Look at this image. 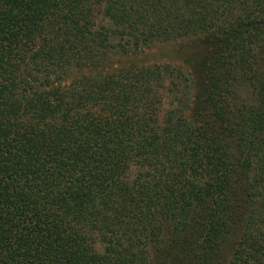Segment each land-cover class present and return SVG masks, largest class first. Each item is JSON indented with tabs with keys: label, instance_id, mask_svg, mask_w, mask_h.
I'll return each instance as SVG.
<instances>
[{
	"label": "trees",
	"instance_id": "16d2710c",
	"mask_svg": "<svg viewBox=\"0 0 264 264\" xmlns=\"http://www.w3.org/2000/svg\"><path fill=\"white\" fill-rule=\"evenodd\" d=\"M0 264H264V0H0Z\"/></svg>",
	"mask_w": 264,
	"mask_h": 264
},
{
	"label": "rangeland",
	"instance_id": "374dc122",
	"mask_svg": "<svg viewBox=\"0 0 264 264\" xmlns=\"http://www.w3.org/2000/svg\"><path fill=\"white\" fill-rule=\"evenodd\" d=\"M98 23H106L105 17L98 15L97 18ZM195 39L193 38V42ZM192 42L190 39H181L178 41L172 42H162L156 43L152 46V48H148L140 55L136 56L135 58L129 57H119L117 58V62H127L129 60L136 61L138 64L147 65L152 63H170L174 66H180V68L184 70H188L191 68L190 66L193 64V58L189 57L188 55L185 56L186 52L183 49H177L179 45H189L188 43ZM185 56V57H183ZM181 96L185 98L186 93L183 91Z\"/></svg>",
	"mask_w": 264,
	"mask_h": 264
}]
</instances>
